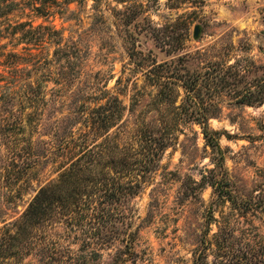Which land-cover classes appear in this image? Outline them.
Segmentation results:
<instances>
[{"label":"rangeland","instance_id":"obj_1","mask_svg":"<svg viewBox=\"0 0 264 264\" xmlns=\"http://www.w3.org/2000/svg\"><path fill=\"white\" fill-rule=\"evenodd\" d=\"M211 61L234 66L236 88L256 98L221 91L207 125L233 194L254 208L228 228H250L264 249V0H0V264H219L204 238L215 242L229 204L202 179L218 155L198 121L175 114L184 80ZM163 63L184 78L151 81ZM163 128L171 141L148 154L143 136L157 149ZM84 154L95 202L101 189L119 197L118 230L96 241L88 210L79 219L56 204L20 225L39 189Z\"/></svg>","mask_w":264,"mask_h":264},{"label":"trees","instance_id":"obj_2","mask_svg":"<svg viewBox=\"0 0 264 264\" xmlns=\"http://www.w3.org/2000/svg\"><path fill=\"white\" fill-rule=\"evenodd\" d=\"M11 6H13V3L5 4V8H10ZM157 68L167 71L171 70V72L169 75L163 76ZM153 69V71L148 73V78L154 83L157 82L159 85H162V88L168 87L169 85L171 87L177 80L180 81L184 78L182 74L177 72V76L175 79L173 78V72L175 69L172 63L158 64ZM194 73L195 74L188 75L182 84V87L185 90V100L184 104L176 107L175 114L177 116L181 115L183 110H185L192 119L198 121V123L202 125V134L206 143L212 149H216V154L218 155L215 163L216 170H210L208 175L202 176V179L204 181L207 180L213 189L214 203L216 205L222 203L229 204V211L223 219L224 226L218 228V232L213 234L215 242L212 243L205 238L204 241L209 247L212 245L215 246V251H217L219 258H221L219 264H264V249L258 245H253L246 240L248 239L246 235L249 234L250 228L237 229L239 233L237 235H235L233 230L228 228L229 219L231 217L236 216L237 218L246 220L247 212L254 208L252 207L253 204L249 201H242L239 196H235L233 194L229 182L227 181L226 171L223 166V154L218 146L217 135L219 133L217 131L210 130L207 125L208 118H210L208 117L209 113L211 114V111H213L211 110V106H215L213 97H216L218 93L225 91L227 94L234 95L233 98H235L236 103L250 104L251 100L248 98L254 97V91L249 86H243L244 89L240 91L236 88L237 83L240 82L238 79H240L241 74L235 71L234 66L232 65L222 69L219 63L211 61L207 66H205V70L203 72ZM232 74L233 76L230 77ZM162 80L163 83H160ZM202 93L207 95L210 99L209 102H205L204 100L202 101L198 98ZM166 96V93H163L160 90L158 97L161 100H171V97ZM255 101L260 102V100ZM109 118L110 116L106 117V119ZM163 129L164 131L160 134V138H157L159 145L157 149L154 145L157 143V140H155L153 136L150 134H145L143 136V139L149 143L148 146L151 145L153 148L155 147V149L148 148V154L157 155V151L160 149L162 150L166 147L168 142L171 141L170 136L167 135L170 133L167 132V129ZM85 154L76 158L75 161H72L69 165L70 167L67 166V169L60 174L59 181L56 184L54 183L53 185L51 184L39 189L37 194L29 203L28 208L25 210L22 220H20V225L28 224L29 221L35 218V216L43 215L44 207L46 208L51 206L52 208V206L56 204L58 207H61L69 213H76L79 219L83 218L84 211L88 210V214L92 217L91 223L93 228L91 231H93V234L97 238L96 241L99 239L102 240L107 233L118 230L116 226L117 224L115 223L117 222L122 225V214L116 210V207L111 206V204H117L119 197L114 191L109 192L104 189H101V202H95L97 198L93 199L91 197V194L88 191L90 186L88 185L92 182L89 176L91 175V166L93 165L94 160L87 158L85 161L82 160V158H85ZM132 165L135 166L136 163H133ZM112 183L118 188H123V190L127 188L123 185V182L112 181ZM130 183L131 181L126 182V185L130 187ZM105 202L108 206L100 205ZM92 203H94V205ZM97 204L99 205L97 206ZM261 211H264V207ZM211 217L212 215H210V218ZM72 220H75V217H72ZM0 239L3 241L7 238L1 237ZM203 250H205V248L201 251L198 250V259H200L202 254H204Z\"/></svg>","mask_w":264,"mask_h":264},{"label":"water","instance_id":"obj_3","mask_svg":"<svg viewBox=\"0 0 264 264\" xmlns=\"http://www.w3.org/2000/svg\"><path fill=\"white\" fill-rule=\"evenodd\" d=\"M197 33H198V27L195 26V28H194V35H197Z\"/></svg>","mask_w":264,"mask_h":264}]
</instances>
